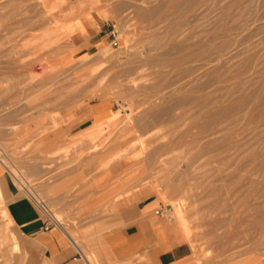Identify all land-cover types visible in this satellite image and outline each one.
Returning <instances> with one entry per match:
<instances>
[{
	"label": "rangeland",
	"instance_id": "1",
	"mask_svg": "<svg viewBox=\"0 0 264 264\" xmlns=\"http://www.w3.org/2000/svg\"><path fill=\"white\" fill-rule=\"evenodd\" d=\"M142 1L0 0V173L60 220L88 264H151L117 261L96 233L117 202L141 191L181 228L177 210L188 218L181 264H264V231L252 217L255 199L264 201V163L235 145L264 153V0H208L194 10L184 1L176 15L165 11L171 0ZM204 97L237 100L217 114L221 101ZM108 98L116 129L88 136L79 130L85 116H65ZM233 114L244 120L233 123ZM113 170L123 176L84 174ZM5 205L0 264H28L30 245Z\"/></svg>",
	"mask_w": 264,
	"mask_h": 264
},
{
	"label": "crops",
	"instance_id": "2",
	"mask_svg": "<svg viewBox=\"0 0 264 264\" xmlns=\"http://www.w3.org/2000/svg\"><path fill=\"white\" fill-rule=\"evenodd\" d=\"M116 112L117 103L108 98L93 100L77 113L72 111L65 113V116H85V121L79 124V130L96 137L104 130L119 126L121 119L116 123L110 121ZM119 142L126 144L125 139ZM84 174L96 180L123 176L117 170L112 173ZM99 193L97 188L87 192L89 197ZM115 193L119 191L111 189L106 192L109 195ZM0 201L6 204L4 215L11 222L14 221L19 234L30 245V248L25 249L30 258L28 264H88L83 248L78 247L63 228L52 226L49 230L45 229L46 218L42 211L9 181L5 173H0ZM155 202L145 197L144 192H136L130 198H122L117 202V213L103 219L101 224L105 228L96 233L103 249L111 257L120 262L147 257L151 264H181L190 255L183 229L167 214H156ZM91 241L90 238L88 242ZM13 249H20V245L14 242ZM85 249L97 255L100 252L92 244H87Z\"/></svg>",
	"mask_w": 264,
	"mask_h": 264
},
{
	"label": "bare ground",
	"instance_id": "3",
	"mask_svg": "<svg viewBox=\"0 0 264 264\" xmlns=\"http://www.w3.org/2000/svg\"><path fill=\"white\" fill-rule=\"evenodd\" d=\"M144 1V0H143ZM142 1V2H143ZM184 1H187V3H188V6L186 7V8H188L187 10H189V9H192V10H194V9H202V7H204V5H206V3H207V1L208 0H171L170 1V3L168 4V7L166 8V12H169L170 14H172V15H176L177 13H178V11L180 10V6H181V4L184 2ZM26 2H27V0H26ZM29 2V1H28ZM27 2V3H28ZM26 4V3H25ZM46 4V3H45ZM186 4V3H185ZM27 5V4H26ZM142 7V6H141ZM185 8V7H184ZM183 8V9H184ZM228 8L226 7L224 10H227ZM184 10H186V9H184ZM165 12V13H166ZM181 12V11H180ZM199 12V11H198ZM139 13H141L140 11H139ZM142 13H143V10H142ZM141 13V14H142ZM145 13V12H144ZM168 14V13H167ZM181 14H182V12H181ZM169 16V15H168ZM180 17V16H179ZM237 16H235V18H236ZM238 18V17H237ZM236 18V19H237ZM241 19V18H240ZM239 19V20H240ZM242 21V20H241ZM237 22V21H236ZM235 22V23H236ZM240 22V21H239ZM238 23V22H237ZM241 23V22H240ZM239 23V24H240ZM222 24L223 23H221V24H219V27H221L222 26ZM79 25H81V24H78V26ZM83 26V25H82ZM246 26V25H245ZM242 28V27H241ZM231 29H233L232 27H231ZM50 30V29H49ZM240 32V31H239ZM242 33V32H241ZM240 33V34H241ZM231 35V34H230ZM235 35V34H234ZM237 35V34H236ZM241 38V37H240ZM254 53V52H253ZM191 54V53H190ZM192 57H194V56H192ZM247 58V57H246ZM247 60V59H246ZM249 61V60H248ZM236 62V61H235ZM261 62H263V61H261ZM260 63V62H259ZM264 63V62H263ZM263 63H261V64H263ZM235 64V63H234ZM241 64V63H240ZM245 64V63H244ZM233 65V64H232ZM237 65V64H236ZM235 65V66H236ZM246 65V64H245ZM258 65V64H257ZM256 65V66H257ZM259 66H260V64H259ZM262 66H264V64L262 65ZM258 67V66H257ZM232 68H234V67H232ZM255 69V68H254ZM258 69V68H257ZM237 70V69H236ZM258 71V70H257ZM240 72V71H239ZM238 72V73H239ZM258 72H260V73H258L259 75H258V77L260 76V78H262V77H264V69H261V71H258ZM229 73V72H228ZM219 76H221V75H218V77ZM228 76V75H227ZM255 76H257V74L255 75ZM217 77V78H218ZM255 79H256V77H254ZM246 81V80H245ZM247 82L248 83H243L242 82V84H241V89H243V90H241V91H243V92H247L249 95H248V97H250V93L249 92H253V91H251V89H253V87L251 86V84L249 83V81L247 80ZM256 82V81H255ZM241 83V82H240ZM262 83H264V81L262 82ZM256 84V83H255ZM258 84V83H257ZM253 85V84H252ZM264 86V85H263ZM228 87V86H227ZM237 88V87H236ZM231 89H233V88H231ZM227 90H228V88H227ZM245 90V91H244ZM221 91V90H220ZM232 91V90H231ZM231 91H230V93H229V97L232 95L231 94ZM242 92V93H243ZM246 93V94H247ZM245 94V97L247 98V95ZM233 95H235V94H233ZM236 96V95H235ZM224 97V96H223ZM245 97H244V99H245ZM205 99H203V101L205 100V103L206 102H209V100H210V98H208V97H204ZM226 98V97H225ZM209 99V100H208ZM224 99V98H223ZM223 99H221L220 101H221V103H220V101L218 100H213L212 102L214 103V104H218V103H220V104H222L220 107H218L217 105H215V110H214V113H219V114H223V112L225 111V105H226V103H229L230 104V101H233V100H235V99H233V97H232V99L231 100H229V101H227L226 103L225 102H223L224 100ZM229 99V98H228ZM241 99V98H240ZM200 100V99H199ZM227 100V99H226ZM237 100V99H236ZM235 100V101H236ZM240 101H242V100H240ZM211 101L209 102V104L210 103H212ZM234 102V101H233ZM233 102H231V103H233ZM250 102V101H249ZM204 103V104H205ZM225 103V105H223ZM207 104V103H206ZM214 104H212V105H214ZM235 103H233V105H234ZM238 105V104H237ZM241 105V104H240ZM229 106H232V104L231 105H228V107ZM236 106V105H235ZM244 106H246V104L244 103ZM234 107V106H233ZM240 107V106H239ZM242 107H243V104H242ZM217 108V109H216ZM232 108V107H231ZM238 108V107H237ZM246 108H248V107H246ZM251 108H252V106H251ZM250 108V109H251ZM229 109V108H228ZM245 109V108H244ZM230 110V109H229ZM228 110V111H229ZM250 111V110H249ZM251 112V111H250ZM248 113V112H247ZM263 115V114H262ZM259 116V115H258ZM247 118H248V116H246ZM120 118V115L119 114H115L111 119H110V121L112 122V123H114V122H116V121H118V119ZM246 118V119H247ZM257 118V117H256ZM230 120L233 122V123H239L241 120H244V117L242 118L241 116H239V115H234L233 114V116L230 118ZM263 120V119H262ZM108 122V121H107ZM259 124V123H258ZM100 127H102V126H100ZM264 127V125L262 126V128ZM106 128V127H105ZM100 129V128H99ZM218 129V128H217ZM220 129V128H219ZM264 129V128H263ZM225 130V131H224ZM224 130H221V132L223 131L224 133H225V135H226V137H228L229 136V132L226 130V129H224ZM261 130V129H260ZM214 131H218V130H214ZM256 132V131H255ZM214 133V132H213ZM244 134V133H243ZM262 135H263V133H261ZM260 136V135H259ZM258 136V137H259ZM261 138H262V136H260ZM230 138H232V136L230 137ZM256 139H258L257 137H256ZM230 140V139H229ZM259 140V139H258ZM262 140V139H261ZM221 141H222V139H221ZM232 141V140H231ZM215 142V141H214ZM259 142V141H258ZM218 143V142H217ZM220 143V142H219ZM231 143V142H230ZM229 143V144H230ZM259 143H261V142H259ZM231 144H233V143H231ZM236 146H237V148H239V149H241V150H244L243 152H245V153H247V154H249L250 156H252L251 157V162L253 163V164H257V163H264L263 161H262V159H263V157H264V153H260V152H258V150H257V148L256 147H252V146H247V147H244V146H241V144L240 143H236L235 144ZM224 146V145H223ZM231 146V145H230ZM262 146V145H261ZM226 147V146H225ZM260 151V150H259ZM263 152V151H262ZM131 160V159H130ZM251 163V164H252ZM258 165V164H257ZM244 176V175H243ZM243 176L241 177V178H239V180L240 181H242L243 180ZM246 178V177H245ZM251 181V180H250ZM239 182V181H238ZM253 182V181H252ZM250 183V182H249ZM242 188V187H241ZM240 188V189H241ZM229 190V189H228ZM242 190V189H241ZM235 191V190H234ZM239 191V190H238ZM243 191H244V189H243ZM239 192H241V191H239ZM247 193V192H246ZM246 193H244V195L246 196L247 194ZM225 195V194H224ZM227 196H228V194H227ZM241 200H243L242 198H241ZM48 206V205H47ZM49 208V207H48ZM253 208H254V213H253V216L252 217H254L253 219H254V221H255V225H256V227L258 228V230L259 231H264V201H259L257 198L255 199V203H254V205H253ZM177 212L179 213V215H180V220L182 221V224L184 225H182V228H183V230H185V228H186V223H187V220H188V218H186V216H185V213H184V211L183 210H177ZM56 218V220L60 223V220L57 218V217H55ZM254 225V224H253Z\"/></svg>",
	"mask_w": 264,
	"mask_h": 264
},
{
	"label": "built area",
	"instance_id": "4",
	"mask_svg": "<svg viewBox=\"0 0 264 264\" xmlns=\"http://www.w3.org/2000/svg\"><path fill=\"white\" fill-rule=\"evenodd\" d=\"M37 201V204H38V207L43 210L44 212H46V214H49V210H47L46 207L43 206V203L39 200H36ZM169 212V208L168 207H165V208H160V209H155V213L156 214H167L168 217L170 219H172L171 216H169L168 214ZM58 221L53 217L51 216L50 214L47 216V219H46V225H45V229L46 230H49L52 226H58Z\"/></svg>",
	"mask_w": 264,
	"mask_h": 264
}]
</instances>
